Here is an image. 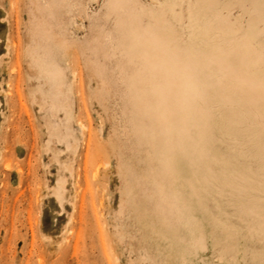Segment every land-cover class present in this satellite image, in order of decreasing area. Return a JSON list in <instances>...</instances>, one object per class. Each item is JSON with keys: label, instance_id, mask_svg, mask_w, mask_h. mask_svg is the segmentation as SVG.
<instances>
[{"label": "rangeland", "instance_id": "obj_1", "mask_svg": "<svg viewBox=\"0 0 264 264\" xmlns=\"http://www.w3.org/2000/svg\"><path fill=\"white\" fill-rule=\"evenodd\" d=\"M0 264H264V0H0Z\"/></svg>", "mask_w": 264, "mask_h": 264}]
</instances>
